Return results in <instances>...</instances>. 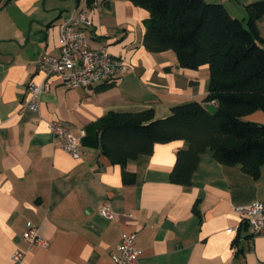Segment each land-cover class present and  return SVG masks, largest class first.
Instances as JSON below:
<instances>
[{
  "label": "crops",
  "instance_id": "0c3cea01",
  "mask_svg": "<svg viewBox=\"0 0 264 264\" xmlns=\"http://www.w3.org/2000/svg\"><path fill=\"white\" fill-rule=\"evenodd\" d=\"M221 3L246 23L247 4L259 0H205ZM0 0V264H111L122 231L136 233L134 264H264V234L253 238L237 206L264 200V163L257 177L240 165L227 166L211 150L200 155L189 185L170 181L178 139L155 143L150 154L113 163L97 141L74 158L49 131L52 120L79 137L86 126L110 112L152 108L164 118L179 104L205 101L208 65H177L173 51L149 52L143 37L149 12L128 0ZM84 12L94 48L106 46L126 65L105 85L65 87L52 77L37 110L27 107L30 82L43 74L36 60L59 53L58 24ZM264 39V16L254 21ZM264 47V43L263 46ZM244 118L264 122V111ZM133 175L126 183L123 172ZM108 203L112 219L99 214ZM38 226L46 245L21 236L26 223ZM24 253L15 261L14 252Z\"/></svg>",
  "mask_w": 264,
  "mask_h": 264
},
{
  "label": "trees",
  "instance_id": "16d2710c",
  "mask_svg": "<svg viewBox=\"0 0 264 264\" xmlns=\"http://www.w3.org/2000/svg\"><path fill=\"white\" fill-rule=\"evenodd\" d=\"M110 0H103L108 4ZM92 6L95 0H85ZM149 13L143 44L149 52L171 50L182 68L208 65L205 101L208 111L191 101L174 106L168 116L153 119L152 108L138 112H110L85 128L81 143L97 141L113 163L123 164L150 154L155 143L182 139L188 148L177 150L170 181L189 185L200 155L211 150L217 162L240 165L257 177L264 163V122L244 116L264 111V39L255 20L264 16V0L247 4L246 23L233 17L221 3L205 0H128ZM105 85V84H102ZM133 175L123 172L126 183Z\"/></svg>",
  "mask_w": 264,
  "mask_h": 264
},
{
  "label": "built area",
  "instance_id": "2783aa9c",
  "mask_svg": "<svg viewBox=\"0 0 264 264\" xmlns=\"http://www.w3.org/2000/svg\"><path fill=\"white\" fill-rule=\"evenodd\" d=\"M92 21L84 12H79L63 18L58 24L59 53L57 55L44 54L36 60V69L43 74L40 82L28 83L26 89L29 99L27 107L37 110L40 93L50 88V78L56 77L67 88L89 87L106 84L122 75L126 69L124 62L117 56L109 53L106 46L94 48L90 44L88 28ZM49 131L57 140V144L74 158H81L85 154L79 137L74 136L70 129L61 122L52 120L48 123ZM241 219L249 227L250 242L257 235L264 234V200L255 201L244 206L234 208ZM99 214L112 219V212L108 203H102ZM39 228L28 221L21 238L36 245H46L47 242L38 233ZM136 233L122 231L117 253L112 257L111 264L136 263L139 250L136 248ZM24 253L20 250L14 252L15 261H22Z\"/></svg>",
  "mask_w": 264,
  "mask_h": 264
}]
</instances>
